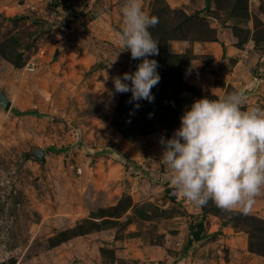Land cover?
Here are the masks:
<instances>
[{"label":"rangeland","instance_id":"1","mask_svg":"<svg viewBox=\"0 0 264 264\" xmlns=\"http://www.w3.org/2000/svg\"><path fill=\"white\" fill-rule=\"evenodd\" d=\"M205 1L0 0V264H264V0Z\"/></svg>","mask_w":264,"mask_h":264},{"label":"trees","instance_id":"2","mask_svg":"<svg viewBox=\"0 0 264 264\" xmlns=\"http://www.w3.org/2000/svg\"><path fill=\"white\" fill-rule=\"evenodd\" d=\"M206 6L210 5V0H206ZM125 41V48H116L121 52H126L129 55L130 66L134 72L143 90L141 95L142 108L140 118V129L142 134L148 136L156 132L157 122V93L155 88V77L153 72L148 67L147 63L141 57L140 53L129 47L132 34L126 33L121 29ZM115 48V49H116ZM209 173H205L202 178V183L207 184ZM176 196H174L175 198ZM203 224L199 223L192 227V234L195 240L202 238ZM192 240H189V243Z\"/></svg>","mask_w":264,"mask_h":264},{"label":"water","instance_id":"3","mask_svg":"<svg viewBox=\"0 0 264 264\" xmlns=\"http://www.w3.org/2000/svg\"><path fill=\"white\" fill-rule=\"evenodd\" d=\"M12 105V101L9 98L5 89H0V108L4 111H9ZM47 152L43 148H34L31 152H28L25 156L39 158L42 162L46 160Z\"/></svg>","mask_w":264,"mask_h":264},{"label":"crops","instance_id":"4","mask_svg":"<svg viewBox=\"0 0 264 264\" xmlns=\"http://www.w3.org/2000/svg\"><path fill=\"white\" fill-rule=\"evenodd\" d=\"M178 1V0H177ZM206 2V1H205ZM180 3H182V2H180ZM203 5L205 6V4H201L200 6H199V8H201V7H203ZM146 140H148V138H146Z\"/></svg>","mask_w":264,"mask_h":264}]
</instances>
